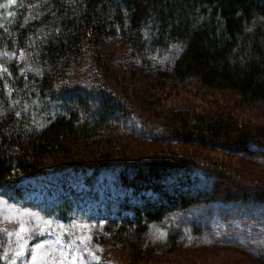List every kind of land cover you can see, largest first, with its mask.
Segmentation results:
<instances>
[{
	"label": "trees",
	"instance_id": "obj_1",
	"mask_svg": "<svg viewBox=\"0 0 264 264\" xmlns=\"http://www.w3.org/2000/svg\"><path fill=\"white\" fill-rule=\"evenodd\" d=\"M101 37L119 38L133 54L180 45L165 69L155 68L163 82L193 81L244 103L264 102V0H36L0 27V52L26 53L21 62H3L8 76L5 72L0 80V197L21 200L27 178L71 169L87 173L91 182L111 168L128 195L118 198L113 217L94 224L96 239L114 240L134 261L149 250L150 227L171 217L179 216L193 235L208 231L216 215L223 222L253 225L256 233L264 225L263 187L239 180L210 157L169 148L183 144L264 157V128H250L227 112L197 118L176 111L165 123L143 121L150 135L143 141L154 147L131 160L109 164L105 155L85 161L83 147L130 109L101 84L55 83ZM162 139L165 148L156 146ZM48 157L54 162L50 170ZM74 209L68 195L44 211L64 221ZM179 226L165 231L172 245L184 233Z\"/></svg>",
	"mask_w": 264,
	"mask_h": 264
},
{
	"label": "rangeland",
	"instance_id": "obj_2",
	"mask_svg": "<svg viewBox=\"0 0 264 264\" xmlns=\"http://www.w3.org/2000/svg\"><path fill=\"white\" fill-rule=\"evenodd\" d=\"M35 1L0 0V27L17 9H29ZM180 51V45H175L167 51L133 54L119 38L101 37L85 48L66 76L56 81L55 86L101 84L130 109V114L121 118L114 128L83 147L85 161L98 162L105 155L109 157L106 162L109 164L122 157L136 158L144 149L155 146L143 141L150 137L143 121L165 123L176 111L188 112V116L197 118L227 112L250 128H264V102L244 103L232 93L208 89L193 81L163 82L155 68L165 69ZM25 56L22 49L0 52V80L5 72L8 76L3 65L5 60L21 62ZM166 144L162 139L156 146L165 148ZM169 148L210 157L223 163L239 180L264 188V157L259 154L210 152L183 144ZM53 164L51 157L46 158L47 170ZM23 184L27 189L21 200L11 202L0 197V264H13L21 244L24 254L16 258L15 264H33L34 253L35 264H264V225H259L255 233L253 225L244 227L237 219L223 222L217 215L210 218L209 230L203 235L188 232L179 216L169 218L166 225H153L145 235L149 250L138 261L133 260L126 247L119 248V243L112 239L99 243L94 224L113 217L118 198L128 195L117 184L111 168H103L91 182L87 173L64 169L27 178ZM68 195L72 196L75 209L67 220L45 214L49 204ZM169 225H180L184 232L174 245L165 239Z\"/></svg>",
	"mask_w": 264,
	"mask_h": 264
},
{
	"label": "snow or ice",
	"instance_id": "obj_3",
	"mask_svg": "<svg viewBox=\"0 0 264 264\" xmlns=\"http://www.w3.org/2000/svg\"><path fill=\"white\" fill-rule=\"evenodd\" d=\"M21 231H24L23 227H21ZM10 235H11V234H10ZM17 237L19 238V233H17ZM36 247H37V248H40L41 246H40V245H37ZM23 254H24V245L21 244V245L19 246V251H17V252L15 253V256L13 257V264H15V260H16V258H18V257H20V256H23ZM35 261H36V255H35V253H34V254H33V264H35Z\"/></svg>",
	"mask_w": 264,
	"mask_h": 264
}]
</instances>
